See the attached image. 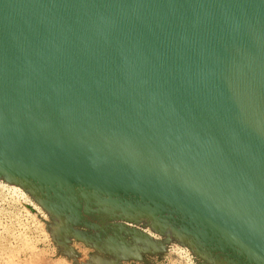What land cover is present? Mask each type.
<instances>
[{
    "label": "water",
    "instance_id": "water-1",
    "mask_svg": "<svg viewBox=\"0 0 264 264\" xmlns=\"http://www.w3.org/2000/svg\"><path fill=\"white\" fill-rule=\"evenodd\" d=\"M0 182L71 264H264V0H0Z\"/></svg>",
    "mask_w": 264,
    "mask_h": 264
},
{
    "label": "rangeland",
    "instance_id": "rangeland-1",
    "mask_svg": "<svg viewBox=\"0 0 264 264\" xmlns=\"http://www.w3.org/2000/svg\"><path fill=\"white\" fill-rule=\"evenodd\" d=\"M14 186L0 182V264H71L59 257L41 208ZM173 245L169 254L154 258L150 264H196L193 256L180 253ZM174 249V250H173ZM83 259L86 258L84 250Z\"/></svg>",
    "mask_w": 264,
    "mask_h": 264
},
{
    "label": "bare ground",
    "instance_id": "bare-ground-1",
    "mask_svg": "<svg viewBox=\"0 0 264 264\" xmlns=\"http://www.w3.org/2000/svg\"><path fill=\"white\" fill-rule=\"evenodd\" d=\"M10 186V185H9ZM16 189H18L21 193H25L21 188H19V187H16V186H14ZM20 192H19V194H20ZM179 246V245H178ZM174 250V249H173ZM176 250H179V252L180 253H182V254H184V257H185V255H190L191 253H190V251L187 249V248H185V247H180V248H176Z\"/></svg>",
    "mask_w": 264,
    "mask_h": 264
},
{
    "label": "flooded vegetation",
    "instance_id": "flooded-vegetation-1",
    "mask_svg": "<svg viewBox=\"0 0 264 264\" xmlns=\"http://www.w3.org/2000/svg\"><path fill=\"white\" fill-rule=\"evenodd\" d=\"M195 263H196V261H195Z\"/></svg>",
    "mask_w": 264,
    "mask_h": 264
}]
</instances>
